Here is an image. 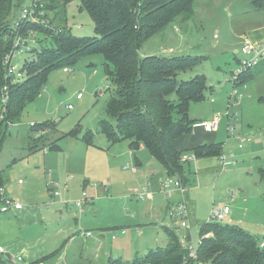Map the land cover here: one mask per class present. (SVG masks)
Masks as SVG:
<instances>
[{"label": "rangeland", "instance_id": "374dc122", "mask_svg": "<svg viewBox=\"0 0 264 264\" xmlns=\"http://www.w3.org/2000/svg\"><path fill=\"white\" fill-rule=\"evenodd\" d=\"M31 1L24 0L22 6L15 10L16 16L19 17L20 9ZM79 8L80 1L68 6V27L72 34L96 37L91 17L85 11L80 12ZM177 20L147 41L141 54L204 57L201 64L178 77L179 81H190L196 76L206 75L208 84L214 87L205 100L191 106L190 118L200 124L215 116L221 117L223 132L214 143L224 144V156L234 154L225 172L218 166V158L199 162L200 159L196 158L190 161L191 166L183 164L188 181L184 186L195 209H191L190 231L181 229L178 232L168 216L169 198L158 190L165 179L164 168L152 160V166L159 167V173L150 178L152 185L147 184L148 179L144 184L137 180L139 174L132 171L137 166L136 159L118 158L120 147L110 145L100 132L101 121L114 123L106 111L111 96L106 86L111 87V84L105 79L104 56H85L72 67L74 73H65L63 68L53 70L41 95L26 107L20 122L12 126L7 122L2 125L0 173L5 181L4 190L24 207V211L10 212L0 219V246L13 258L22 257L24 263L44 258L42 264H107L109 259L132 263L137 257H144L149 251L168 245L169 240L166 242L163 230L165 226L177 233L181 245L190 235V240L198 246L201 225L210 222L213 211L225 205L232 208V214L221 224L240 227L264 244V103L260 102L264 97V61L252 69L255 76L251 75L245 84L235 85L231 81L232 73L243 59L241 49L250 41L247 37L251 32L264 28V10H255L251 0H196L195 17L187 22H181V18ZM47 27L55 29L52 23ZM33 55L31 52L20 54L14 64L23 68ZM79 94L82 95L81 100H77ZM171 99L176 100V96ZM232 101L236 102L234 106L230 104ZM69 105L73 106L72 110L67 109ZM228 111L237 112L239 121L225 117ZM47 121L55 124L54 130L37 132L31 127ZM229 124L233 133L228 132ZM88 132L94 135L91 146L83 141ZM191 135L180 140V144L182 142L185 146L181 149L182 159L195 156L193 150L197 146L188 140ZM238 136L244 139L243 143L236 139ZM56 141L59 149L51 150L49 144ZM203 142L210 144L209 140ZM105 144L109 148H105ZM71 149L74 150L73 160L77 167L70 168L76 174L68 175L65 161H68ZM141 156L147 163L145 154L141 153ZM232 162L236 163L235 166ZM128 164L131 166L126 169ZM50 168L55 175V181L52 180L61 185V188L57 185V190L60 189L66 197L65 184L68 183L69 189L77 184L80 195L73 200L65 201L62 196V199L53 201L51 187L47 186L49 177L46 182ZM206 168H209L208 172L214 171L203 173ZM111 172L115 183L124 184L119 189L121 201L112 193L108 183L111 181L107 176ZM68 177L72 179L68 180ZM85 180L86 189L83 186ZM92 185L106 186L110 190L107 196L102 191L101 198L93 199V209L88 206L91 210L86 209V213L80 216L78 210L71 207L75 210L73 213L66 206L58 205L61 201L73 205L82 199L84 192L91 197L88 192L94 189ZM130 188L132 191L143 188L145 199L140 200L138 195L129 191ZM152 190L157 192L155 198L150 192ZM175 199L178 200L179 196ZM243 199L248 201L246 205H243ZM75 216H78L77 220ZM86 218L94 224L84 226L82 219ZM120 218L126 221L121 220L122 223L117 224L120 227L125 223L134 227L114 229L115 232L105 240L104 247H100L97 237L110 229L107 225H112L114 219L118 221ZM101 221L102 225L96 227L95 223ZM79 225L84 228L82 230L91 231L93 237H80L70 243L77 237L75 229ZM125 229L127 233H124ZM138 230L142 233L140 236ZM114 234L115 240L112 238ZM151 237L153 245L146 250L148 246L144 248L143 242L151 241ZM157 238L163 241L159 243ZM107 244L113 248V253L111 250L105 252Z\"/></svg>", "mask_w": 264, "mask_h": 264}, {"label": "trees", "instance_id": "16d2710c", "mask_svg": "<svg viewBox=\"0 0 264 264\" xmlns=\"http://www.w3.org/2000/svg\"><path fill=\"white\" fill-rule=\"evenodd\" d=\"M75 1H80V12L85 11L91 17L96 37L72 34L68 27V6ZM23 2L0 0V115L2 89L6 85L10 89L6 116L0 120V138L2 125L20 122L26 107L41 95L53 70L75 67L85 56L102 55L106 62V82L111 84L106 111L114 123L101 121L100 132L110 145L128 142L134 154L144 148L164 168L166 178H179L186 185L188 181L177 140L193 133L198 124L190 118V108L205 100L214 87L208 84L206 75L190 81L178 79L181 73L201 64L204 57L144 56L141 49L178 18L181 22L192 20L196 0H42L47 18L55 29L28 23L14 26L18 19L15 10ZM251 4L257 11L264 10V0H251ZM31 33L36 34L39 46H35L31 52L33 58L26 60L22 68L27 78L11 84L5 79L6 58L14 49L16 38L30 39ZM251 75L255 76L252 70L244 73L235 85L245 84ZM172 96H176V100L171 99ZM260 102L264 103V97ZM229 120L238 122L239 114L232 112ZM31 127L37 132H45L54 130L55 124L47 121ZM93 137V133L88 132L83 141L91 146ZM49 146L51 150L59 149L57 141ZM223 147V143L203 144L193 152L197 159H220L224 155ZM4 187V177L0 173V199ZM87 197L93 205L94 198ZM211 217L210 222L201 225V244L196 259L189 258L177 233L167 229L169 243L166 247L151 250L132 263L109 259L107 264H264V248L255 236L240 227L222 225L221 221ZM113 232L115 230L111 234ZM14 259L16 263L0 255V264H42L45 260L24 263L23 258L22 262Z\"/></svg>", "mask_w": 264, "mask_h": 264}, {"label": "built area", "instance_id": "2783aa9c", "mask_svg": "<svg viewBox=\"0 0 264 264\" xmlns=\"http://www.w3.org/2000/svg\"><path fill=\"white\" fill-rule=\"evenodd\" d=\"M47 10L44 8V4L42 0H32L31 3L26 6L22 7L20 9L19 17L15 21L16 27H20L24 23L28 24H37V25H43L48 26L51 21L48 16ZM30 39H25L22 37H17L15 40L14 49L11 51V53L7 56V68L5 71V79L10 80L9 82L11 84H18L27 78L26 73L22 70V68H18V65L14 64V61L20 57V54L32 52V50L35 48V46H38V40L36 39V34L31 33ZM241 55L243 56V59L239 63V67L236 69L235 72L232 73V79L231 81L235 84L236 81L239 79L241 75L244 73L252 70L253 68L259 66V64L264 61V41L260 43H253V42H247L244 44V46L241 49ZM65 73H73L74 70L72 68H66L64 69ZM106 90H108V86H106ZM236 93V91H235ZM82 99V95L79 94L77 96V100ZM10 102V89L9 86L6 85L2 89V95H1V106H2V114L0 115V120H4L6 116V112L8 109V105ZM234 106V103H231ZM68 110H72L73 106L69 105L67 106ZM232 116V111H228L227 115L225 117ZM235 116V115H234ZM221 121L222 118L219 116H215L212 118L209 122H203L198 124L199 127L203 129L205 133H217L221 128ZM7 125L12 126L14 124H10L9 122ZM34 126V125H32ZM228 132L233 133V129L229 128L228 126ZM236 139L240 142H243L244 139L240 136L236 137ZM234 158V154H230L227 156H222L220 158V164H221V170L223 172L228 170V164L230 163V159ZM196 159L195 156H191L188 158H183L182 163L186 164L187 162H190L191 160ZM235 166V162H232ZM131 166L130 164L126 166V169ZM132 171L134 174H137L139 172L138 167L135 166L132 168ZM49 175V182L47 184L48 187H51L50 194L53 198V200H56L57 198H62L61 190H57L56 182H54L51 179L52 172H48ZM71 177H68V180H71ZM60 187V185H59ZM104 190L107 192L108 188L106 186L103 187ZM69 189L68 183L65 184V190L67 191ZM132 191V190H131ZM160 191L163 192L170 201V206L168 209V216L172 220V222L176 225V229L179 232L181 229H185L190 231L191 229V210L189 206V202L187 200V192L186 187L184 186L183 182L179 178H166L162 181L160 186ZM134 195H138L137 197L140 200H144L146 197V191L144 189L136 188L132 191ZM179 196V199L176 200L175 197ZM81 213L85 211V208L87 206H91V199L87 197V194L84 192L82 199L74 202L73 204ZM24 207L23 205L6 196L5 191L1 190V199H0V219L2 216L9 214L10 212H20L23 211ZM230 213L229 207H224L221 209H216L213 211L212 220L217 221H223L227 215ZM126 233V231H124ZM81 236L85 237H92L91 232H82ZM113 239H116V235H113ZM186 243L183 246L184 249L188 250L189 252V258L196 259L197 257V251L198 247L201 244V241H199L198 246L189 239H184ZM264 247V244H262L261 248ZM7 252L5 249L0 246V255H5ZM18 261L22 262V257H18Z\"/></svg>", "mask_w": 264, "mask_h": 264}, {"label": "crops", "instance_id": "0c3cea01", "mask_svg": "<svg viewBox=\"0 0 264 264\" xmlns=\"http://www.w3.org/2000/svg\"><path fill=\"white\" fill-rule=\"evenodd\" d=\"M247 39L248 40H250V41H252L253 43H260V42H262V41H264V28H261L260 30H256V31H253V32H251V34H250V36L249 37H247ZM163 40H165V37H164V39ZM171 50V49H170ZM144 56H147V55H144ZM105 79H106V75H105ZM98 92V91H97ZM81 100V99H80ZM229 126V125H228ZM197 132V134L195 135V133ZM222 125H221V128H220V130L217 132V133H205L204 131H203V129L201 128V127H199L198 125H197V127H195L194 128V131H193V133H192V135H191V137H189V139L188 140H192L191 142H192V145L193 146H199V145H203V141L204 140H209V143L210 144H212V143H214V141L217 139H219V136L222 134ZM211 134H215V135H211ZM190 136V135H189ZM186 137V136H185ZM183 138V137H182ZM223 139H224V137H223ZM180 140H181V138H179L178 140H177V148H178V150L181 152V149L182 148H184L185 146H184V143L182 144V142H181V144H180ZM120 148H119V151L121 152L120 154H119V156H117L118 158H128V159H136V162H137V166H139L138 167V170H139V172L137 173V174H135V175H138L137 176V180H140L141 182H143L144 184H145V181L148 179V182H147V184L149 183L150 185H152V182L150 181V178H153V176H157L158 175V173H159V167H156V166H152L153 164H154V162L152 161V160H154L152 157H150V155H149V153L144 149V148H140V150L139 151H137L135 154L133 153V151L129 148V144H128V142H121V143H119V144H117ZM116 145V146H117ZM105 148H109L108 146H106V144H105V146H104ZM188 148V147H187ZM74 150L73 149H71V152H69L68 153V161L66 160L65 161V163H66V165H65V170H66V172H67V174L68 175H70V174H76L75 172H74V170L73 169H70V168H72L73 166H75V167H77V165H74V160H73V157L75 156V153L73 152ZM141 153H143V155L145 154V156H146V158H147V160H148V162L147 163H145V159L141 156ZM73 155V156H72ZM202 160H205V159H200V160H198L197 162H199V161H202ZM188 164H185V165H189V166H191L192 164L190 163V162H187ZM129 165V164H128ZM61 166V165H60ZM152 166V168H150ZM218 166L220 167L221 165L218 163ZM141 170H140V169ZM186 169V168H185ZM220 169H221V167H220ZM187 170V169H186ZM199 170H201V169H199ZM198 170V171H199ZM207 170V171H206ZM206 170L204 171L203 170V173L204 172H208V170H209V168H206ZM49 171H51L52 172V175H51V179H55V175H54V173H53V170L50 168V170ZM214 170H211L210 172H213ZM200 172V171H199ZM210 172H208V174L210 173ZM48 173V172H47ZM46 173V182H47V180H48V177H49V175ZM60 174V172L57 174V176ZM114 174H115V172H114ZM134 174V173H133ZM186 174H187V172H186ZM198 176H200V174L198 173L197 174ZM75 177V176H74ZM108 177V181L110 180L111 182H108L109 184H110V187H111V189H112V193L115 195V197H117L118 199H119V201H121V195H120V187H121V185H124V184H119V183H115V181H114V179H113V175H112V172L107 176ZM167 177V175H165V178ZM50 178V177H49ZM84 177H82V179H83ZM193 179H196V178H194L193 177ZM75 180V179H74ZM55 181V180H54ZM86 180L84 181V188L86 189ZM187 185V184H186ZM92 187L94 188V189H90V192H88L89 193V195L91 196V197H93V198H95V197H98V198H101V194H102V191H103V194L104 195H108L109 193H110V190L108 189V191L106 192L105 190H104V186H101L100 185V187H98V185L97 186H95V185H92ZM60 188H61V185H60ZM102 190H101V189ZM101 190V191H100ZM132 189L130 188V190L129 191H131ZM158 190H160V184H159V186H158ZM5 191V190H4ZM195 191V190H194ZM150 192H153L154 194H153V197L155 198V196L157 195V192L155 191V190H152V191H150ZM5 195L6 196H8V197H10V195H8L7 194V191H5ZM80 195V190H79V187H78V185L77 184H75V188H70V189H68L67 190V196L65 197L64 196V194L62 193V196H63V199L65 200V201H67V200H73V199H75L76 197H78ZM130 195V194H129ZM48 196H49V194H48ZM187 198H188V200H189V204H190V209H192V211H195V209H194V203L192 202V200H191V197L190 196H188V194H187ZM62 199V198H61ZM236 199H238V197H236ZM240 199V198H239ZM53 201H56V200H53ZM240 203V202H239ZM248 203V201L247 200H244L243 199V205H246ZM58 205H62L61 207H65L66 206V208H68V210L70 211V212H73L74 213V211L75 210H78L74 205H72V203L71 204H64L62 201H61V203L60 204H58ZM242 205V206H243ZM93 206H94V203H93ZM167 206H168V204H167ZM170 206V205H169ZM168 206V207H169ZM225 206H228V205H225ZM71 207L72 208H74V209H71ZM88 207V206H87ZM92 207V206H91ZM91 207H88V208H85V210L86 209H90ZM91 209H93V207L91 208ZM90 209V210H91ZM169 209V208H168ZM24 211V210H23ZM126 211L128 212L129 211V208H127L126 209ZM20 212H22V211H20ZM20 212H18V213H20ZM84 213H86L85 211L83 212V213H81L79 210H78V214L80 215V214H84ZM231 214H232V208H231ZM231 214L228 216V217H230L231 216ZM81 216V215H80ZM76 217V220L78 219V216H75ZM227 217V218H228ZM134 219V218H133ZM121 220H123V219H118V221L117 220H115L114 219V221H113V227H111L112 225H110V224H108L107 226L108 227H110V229H107L106 230V233L104 232V231H102L101 233H100V236L99 237H97V239H96V242L98 243V245L100 246V247H104V242H105V240L110 236V234L111 233H109L110 231H113L114 229H117V228H133L134 226L133 225H130L129 223H125L122 227H120L119 225H117L118 223H122V222H120ZM82 221H83V225L84 226H87V224H94V222L92 221V220H90L89 218H86V219H82ZM124 222H126L125 220H123ZM96 225V227H100L101 225H102V221L101 222H98V223H95ZM159 225H161V222L159 223ZM164 229V235H165V239H166V242L169 240L168 239V236H167V229H168V227L167 226H165V227H163ZM82 229H84L82 226H80L79 225V228H77V229H75V231H76V234H77V237H75V238H72L71 240H70V243H72V242H75L76 240H77V238H80V237H82L81 236V233L82 232H91V231H89V230H82ZM162 229V228H161ZM128 232V231H127ZM138 233H139V236L142 234L141 232H139V230H138ZM80 234V235H79ZM93 237V236H92ZM86 238V237H85ZM75 239V240H74ZM159 239L160 238H157V241H159ZM161 241H163V239H160V241H159V243L161 242ZM84 243H85V241H84ZM151 244L153 245V239H152V237H151V241H149V240H147V241H145V242H143V247L144 248H146L147 246H148V248H146V250H148V249H150L149 247L151 246ZM150 245V246H149ZM83 249V248H82ZM109 250H111L110 252L111 253H113L112 252V250H113V248L112 247H109V245L107 244L106 245V247H105V252L106 251H109ZM42 259V258H41ZM37 260H39V259H37ZM65 260V259H64ZM33 261H35V260H33ZM61 261V260H60ZM60 264H64V262H60Z\"/></svg>", "mask_w": 264, "mask_h": 264}, {"label": "water", "instance_id": "95a60500", "mask_svg": "<svg viewBox=\"0 0 264 264\" xmlns=\"http://www.w3.org/2000/svg\"><path fill=\"white\" fill-rule=\"evenodd\" d=\"M5 257H6L8 260L13 261V262L16 263V260L13 258V256H12L10 253L7 252V253L5 254Z\"/></svg>", "mask_w": 264, "mask_h": 264}]
</instances>
